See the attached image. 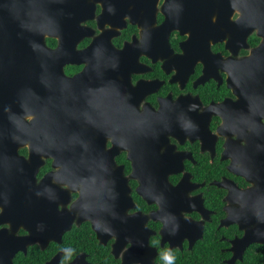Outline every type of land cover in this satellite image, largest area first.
Here are the masks:
<instances>
[{
    "label": "flooded vegetation",
    "instance_id": "obj_1",
    "mask_svg": "<svg viewBox=\"0 0 264 264\" xmlns=\"http://www.w3.org/2000/svg\"><path fill=\"white\" fill-rule=\"evenodd\" d=\"M37 1L48 49L0 98V264H263L219 183H264V1Z\"/></svg>",
    "mask_w": 264,
    "mask_h": 264
},
{
    "label": "water",
    "instance_id": "obj_2",
    "mask_svg": "<svg viewBox=\"0 0 264 264\" xmlns=\"http://www.w3.org/2000/svg\"><path fill=\"white\" fill-rule=\"evenodd\" d=\"M40 16L37 0H0V98L26 96L24 81L26 71L22 68L23 59H38L39 56L32 53L35 50L48 49L44 34L39 30ZM16 104L22 105L21 103ZM4 105H9V103L0 102V106ZM10 127L7 117L0 114V134L1 131ZM5 135H7L6 132ZM233 142L241 146L240 140ZM5 143V141H0V155ZM247 145L246 143L243 147ZM250 169L248 165H242L233 170L250 181L258 182L259 176L256 178L257 174H253ZM256 184L250 189L240 190L225 182L219 183L220 186L230 187L228 200L232 197L233 201L230 200L232 204L227 207L228 217L225 219V224L237 222L242 229H245L244 245L254 241L264 242V199H259L258 193L261 184L264 186V183ZM237 202L240 204L239 208H236ZM101 234L98 231L99 237Z\"/></svg>",
    "mask_w": 264,
    "mask_h": 264
},
{
    "label": "clouds",
    "instance_id": "obj_3",
    "mask_svg": "<svg viewBox=\"0 0 264 264\" xmlns=\"http://www.w3.org/2000/svg\"><path fill=\"white\" fill-rule=\"evenodd\" d=\"M164 259L166 261V264H174L175 257L170 250L165 254Z\"/></svg>",
    "mask_w": 264,
    "mask_h": 264
},
{
    "label": "trees",
    "instance_id": "obj_4",
    "mask_svg": "<svg viewBox=\"0 0 264 264\" xmlns=\"http://www.w3.org/2000/svg\"><path fill=\"white\" fill-rule=\"evenodd\" d=\"M263 254H264V253H263ZM260 258H262V257H260ZM260 258H259V259H260ZM250 262L252 263V262H255V261L251 259Z\"/></svg>",
    "mask_w": 264,
    "mask_h": 264
}]
</instances>
